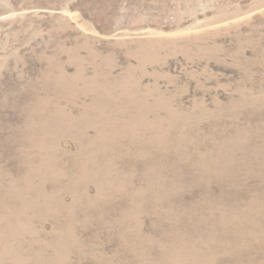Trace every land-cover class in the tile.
I'll return each instance as SVG.
<instances>
[{"label": "rangeland", "instance_id": "rangeland-1", "mask_svg": "<svg viewBox=\"0 0 264 264\" xmlns=\"http://www.w3.org/2000/svg\"><path fill=\"white\" fill-rule=\"evenodd\" d=\"M0 264H264V0H0Z\"/></svg>", "mask_w": 264, "mask_h": 264}]
</instances>
